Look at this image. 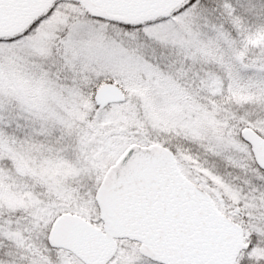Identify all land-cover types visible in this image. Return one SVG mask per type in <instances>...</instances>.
<instances>
[{"label":"snow or ice","instance_id":"1","mask_svg":"<svg viewBox=\"0 0 264 264\" xmlns=\"http://www.w3.org/2000/svg\"><path fill=\"white\" fill-rule=\"evenodd\" d=\"M0 264H264V0H0Z\"/></svg>","mask_w":264,"mask_h":264}]
</instances>
